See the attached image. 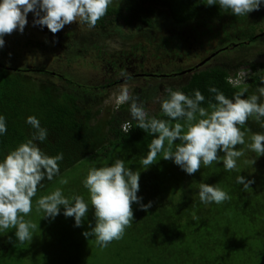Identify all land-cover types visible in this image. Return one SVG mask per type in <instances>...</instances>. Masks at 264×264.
Returning <instances> with one entry per match:
<instances>
[{
  "label": "trees",
  "instance_id": "16d2710c",
  "mask_svg": "<svg viewBox=\"0 0 264 264\" xmlns=\"http://www.w3.org/2000/svg\"><path fill=\"white\" fill-rule=\"evenodd\" d=\"M206 4L113 0L92 28L74 21L53 34L46 26L27 24V31L36 32L33 40L17 30L5 35L0 114L7 118L8 131L0 136V159L30 136L29 115L48 129L40 147L52 156L62 152L64 159L60 174L38 187L33 211L25 217L37 225L33 240L21 244L14 228L0 231V264H264V184L256 173L264 156L247 154L232 171L224 169L222 160L214 161L188 175L158 155L145 169L141 160L154 135L135 120L129 132L123 130L130 120V101L102 114L104 103L123 86L143 102L147 118L159 119L167 117L155 98H166L169 88L185 93L199 89L204 107L215 102L209 87L229 98L245 88L246 96L258 94L264 81V6L238 17ZM27 46L49 57L23 66L19 50ZM151 103L157 104L155 110ZM242 130L248 137L264 133L254 118ZM117 158L140 172L138 196L143 204L152 202L147 211L133 204L134 218L122 239L102 249L94 237H84L95 225L94 208L81 227L63 209L55 219L43 218L37 210L36 201L57 187L66 196L81 194L88 200L82 181L89 168ZM238 175L254 183L244 188L236 183ZM62 179L68 183L61 185ZM201 183L216 184L231 199L202 204Z\"/></svg>",
  "mask_w": 264,
  "mask_h": 264
},
{
  "label": "clouds",
  "instance_id": "9594fccd",
  "mask_svg": "<svg viewBox=\"0 0 264 264\" xmlns=\"http://www.w3.org/2000/svg\"><path fill=\"white\" fill-rule=\"evenodd\" d=\"M113 0H0V49L5 45V35L14 30L21 34L28 24L27 17L33 13L34 25L46 26L55 34L72 22H83L89 28L95 27L98 20L106 15ZM207 6L219 5L230 10L231 14L248 16L254 10L264 6V0H207ZM214 93V101L209 100L207 107L202 106L205 96L199 89L192 93L180 90H167L160 103L161 112L166 119L148 117L143 102L130 97L129 89L123 86L119 103L130 101V120L122 125L125 132L130 131L131 120L137 121V127L154 135L148 145L149 151L141 164L147 169L158 155L172 160L188 175L195 174L203 165L210 166L214 161L222 160L226 171L237 168V161L244 155L238 145H245L243 127L250 118H254L264 128V81L257 93L246 96L247 88L227 97L216 87H209ZM119 107L121 104H116ZM25 123L33 131L25 141L10 149L0 159V231L14 228L16 240L23 244L33 240L37 225L31 219H25L33 211V198L43 181H52L60 174V162L64 154L49 155L41 147L48 138V129L41 125L40 119L29 115ZM8 131L7 118L0 114V136ZM179 140V143L176 141ZM246 146L249 150L264 156V133H254ZM221 153L223 155L221 156ZM256 160L252 163L255 164ZM140 172L126 166L122 159L111 164L89 168L82 181L87 189L88 200L81 194L66 196L64 189L55 188L49 194L36 201L38 211L43 218L55 219L61 214L74 217L75 227H81L89 209L94 208L95 225L82 234L85 238L94 237L97 246L107 248L112 241L123 238L131 225L134 212L133 204L147 211L150 201L143 204L140 190ZM67 179L60 181L66 185ZM236 183L244 188L250 187L254 180L238 175ZM199 200L204 205L221 204L231 199L230 194L219 186L201 183L198 189ZM12 237H9L11 240Z\"/></svg>",
  "mask_w": 264,
  "mask_h": 264
},
{
  "label": "rangeland",
  "instance_id": "374dc122",
  "mask_svg": "<svg viewBox=\"0 0 264 264\" xmlns=\"http://www.w3.org/2000/svg\"><path fill=\"white\" fill-rule=\"evenodd\" d=\"M27 20H28V24L29 25H31V26L33 25L34 26V23H33V21H34L33 13L30 12V14L27 17ZM27 30L28 29L25 27L24 32L22 34L19 31H17V32L20 35H25L26 40H28L29 38L31 40H33L34 39V36H33L32 33H36V32H31L30 33ZM19 51H21V56H23L22 57V61H21V65H23V66H25V65H28L29 66V64H35V63H37L39 61H44V60H46L49 57V55L46 56V55H40V54L38 55V53L36 54V50L34 51L31 47H28V46L27 47H23V49H20ZM51 55L52 54H50V57H51ZM76 67H77V72H79V70H81V68L78 65H76ZM89 72H90V70H87L86 71V74H88ZM241 74L245 75V74H247V72L244 71ZM121 89L122 88L118 89L116 91V93H113L110 96V98L104 103V106L102 107V114L103 115H105L106 108L116 109V106H117L116 104H122V103H119L118 102V95H119ZM154 105H155L154 103H151V106H153V110H155L157 104L155 106ZM245 141H246L245 145H238L237 147L243 149V151H244V155L242 156L243 158L244 157H247V154L249 155V158H250L251 154L254 153L253 151L249 150L247 148V146H246L248 143L251 142L250 141V137L245 136ZM247 161L248 160L246 159V162ZM105 164H107V163H105ZM105 164L101 162V164H99L97 167L103 166ZM241 164H243L242 161L241 160H238L237 161V165H241ZM262 168L260 169V171L256 170V173H258V175H261V183L264 184V166H262Z\"/></svg>",
  "mask_w": 264,
  "mask_h": 264
}]
</instances>
